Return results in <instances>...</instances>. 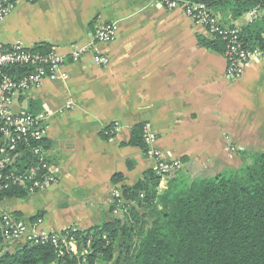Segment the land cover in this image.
I'll return each mask as SVG.
<instances>
[{"label":"crops","instance_id":"0c3cea01","mask_svg":"<svg viewBox=\"0 0 264 264\" xmlns=\"http://www.w3.org/2000/svg\"><path fill=\"white\" fill-rule=\"evenodd\" d=\"M18 2L2 24V43L53 47L68 59L67 76L43 81L13 104L16 113L48 114L45 144L58 182L1 201L0 216L41 218L53 233L108 222L112 190L134 186L155 166L126 145L137 126L155 132L165 160L184 158L180 173L190 178L237 168L252 149L264 153V62L231 81L224 56L198 45V36L208 37L182 11L148 0ZM109 23L117 25L115 40L72 62L71 51ZM233 26H246V16ZM95 55L107 65L94 64Z\"/></svg>","mask_w":264,"mask_h":264},{"label":"trees","instance_id":"16d2710c","mask_svg":"<svg viewBox=\"0 0 264 264\" xmlns=\"http://www.w3.org/2000/svg\"><path fill=\"white\" fill-rule=\"evenodd\" d=\"M181 1L206 5L231 27L253 9L264 11V0ZM239 30L248 48L264 47L263 18ZM197 43L221 55L225 51L219 39L198 36ZM141 128L133 129L126 145L139 147L145 155ZM43 146L47 148L45 142ZM249 157L250 164L243 162L214 177L190 178L178 172L161 193L159 177L154 171L146 172L134 186L118 189L120 197L111 201L108 222L59 233L71 240L76 254L50 243L17 244L11 249L3 239L0 219V264H264V153ZM120 178L113 176V184ZM26 198V192L11 188L0 202ZM117 206L125 213L123 219L112 215ZM12 215L29 222L36 219Z\"/></svg>","mask_w":264,"mask_h":264},{"label":"built area","instance_id":"2783aa9c","mask_svg":"<svg viewBox=\"0 0 264 264\" xmlns=\"http://www.w3.org/2000/svg\"><path fill=\"white\" fill-rule=\"evenodd\" d=\"M19 0H0V199L8 189L16 188L32 195L44 191L58 182L55 165L49 159L47 148L43 146L47 137L46 112L33 114L26 111L14 112L13 104L18 98L29 96L32 89L43 81H57L66 78L63 70L68 59L53 48L38 50L37 47H24L20 43L7 46L1 40V27ZM32 3L35 0H25ZM167 10L182 11L194 26L204 30L209 40L219 39L225 44L223 53L227 62V77L238 80L243 71L254 63L264 62V47L248 48L240 38L237 26L220 22L201 3L181 0H148ZM246 16V25L264 19V11L253 9ZM117 35V25L109 23L93 33L92 42L85 47L74 48L70 54L72 62H78L91 51L94 44L111 43ZM264 37V35H263ZM93 62L105 66L108 59L95 55ZM25 69V75L19 73ZM65 108H69L66 105ZM120 126L115 124L114 131ZM141 139L146 157L155 163L154 174L159 177L158 189H165L167 181L180 172L179 160H165L156 149L157 135L148 125L141 128ZM120 197L118 190L111 192V201ZM119 207L113 211L118 213ZM4 241L7 244H52L67 248L76 254L70 239L61 238L59 233L42 228L43 221L36 218L24 221L4 212L0 216Z\"/></svg>","mask_w":264,"mask_h":264},{"label":"rangeland","instance_id":"374dc122","mask_svg":"<svg viewBox=\"0 0 264 264\" xmlns=\"http://www.w3.org/2000/svg\"><path fill=\"white\" fill-rule=\"evenodd\" d=\"M19 3V2H18ZM27 3H29V2H27ZM31 4V3H30ZM243 18H244V16H242L241 18H239V20H243ZM252 151H255V152H258L259 150H257V149H252ZM251 154V153H250ZM245 162L247 163V164H250L251 163V159H250V157H249V155H247V158L245 159ZM191 177V176H190ZM158 190V193H161L164 189H157ZM6 205V204H5ZM124 211L123 210H120L119 209V211H118V213H116V215H118L120 218H124ZM112 215H114V213L112 214ZM17 244H15V243H13V244H9V247H11V249H13V248H15V246H16Z\"/></svg>","mask_w":264,"mask_h":264}]
</instances>
